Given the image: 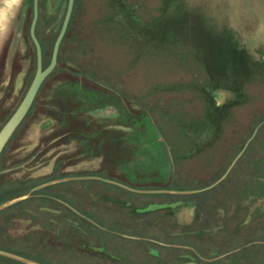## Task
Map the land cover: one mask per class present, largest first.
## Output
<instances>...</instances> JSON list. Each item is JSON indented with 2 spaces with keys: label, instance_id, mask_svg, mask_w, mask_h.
Here are the masks:
<instances>
[{
  "label": "rangeland",
  "instance_id": "1",
  "mask_svg": "<svg viewBox=\"0 0 264 264\" xmlns=\"http://www.w3.org/2000/svg\"><path fill=\"white\" fill-rule=\"evenodd\" d=\"M66 5L40 0L44 68ZM74 5L56 67L0 156V249L23 254L24 264H236L250 248L264 258V243L243 248L256 240V225L264 239V0ZM31 18L32 0H0V129L35 74ZM167 25L180 44L170 45L175 36L160 31ZM229 49L247 53L254 71L240 97L226 86L228 73L213 78L225 64L217 55ZM208 83L209 95L201 92ZM209 99L219 117L196 146ZM193 205L194 223L228 224V243L226 232L176 234ZM167 244L221 258L198 261ZM236 246L242 250L225 253Z\"/></svg>",
  "mask_w": 264,
  "mask_h": 264
},
{
  "label": "water",
  "instance_id": "2",
  "mask_svg": "<svg viewBox=\"0 0 264 264\" xmlns=\"http://www.w3.org/2000/svg\"><path fill=\"white\" fill-rule=\"evenodd\" d=\"M73 5H74V0H68V4L66 7L65 15H64L60 30H59L58 35H57V37L54 41V44H53L50 62L45 68H43L42 49H41V45H40V43H39V41L35 35V28H36V24H37V20H38V0H33V3H32V19H31V23L29 26V36H30V39H31V41L34 45V48H35L36 70H35L34 77L31 81L23 99L21 100V102L19 103V105L17 106V108L15 109L13 114L5 122V124L3 125V127L0 130V153L3 150L5 144L8 142L9 138L12 136L13 132L16 130V128L19 126V124L22 122V120L24 119V117L28 113V111H29V109H30V107H31V105H32L37 93H38V90L41 87L42 83L44 82L45 78L56 67L59 47H60V44L63 40V37L67 31V27L69 25V21H70L71 14L73 11ZM254 134H255V131H254L253 135ZM249 140L246 142L242 151L233 160L229 169L232 167V165L235 163V161L238 159V157L242 154V152L244 151L245 147L247 146ZM229 169H228V171H229ZM92 179H97V180L102 181V179H100V178L92 177ZM103 181H105L107 183L109 182V183L117 185V186L119 185L115 182L106 181V180H103ZM123 188L130 190L132 192H135V193H177V192H172V191H170V192H168V191H154V192H152V191H138V190H133V189H130L127 187H123ZM0 254L6 255V256H11V254H8V253L2 252V251H0Z\"/></svg>",
  "mask_w": 264,
  "mask_h": 264
},
{
  "label": "flooded vegetation",
  "instance_id": "3",
  "mask_svg": "<svg viewBox=\"0 0 264 264\" xmlns=\"http://www.w3.org/2000/svg\"><path fill=\"white\" fill-rule=\"evenodd\" d=\"M32 3H33V0H32ZM39 3H40V0H38V17H39ZM67 4H68V0H67ZM74 4H75V0H74ZM74 6L75 5H73V9H74ZM66 7H67V5H66ZM66 11V10H65ZM73 12V11H72ZM65 15V14H64ZM71 16H72V14H71ZM32 19V18H31ZM71 19V18H70ZM31 23V22H30ZM37 25H38V20H37V24H36V28H35V35H36V29H37ZM30 37V36H29ZM36 37H37V35H36ZM38 39V38H37ZM32 42V41H31ZM34 46V45H33ZM42 48V47H41ZM53 48V47H52ZM34 50H35V48H34ZM42 51H43V49H42ZM42 56H43V52H42ZM35 60H36V57H35ZM42 62H43V60H42ZM44 68V67H43ZM27 115V114H26ZM204 116H205V114H203V116H202V118H201V121H203V119H204ZM212 121V120H211ZM201 124H202V122H201ZM201 124H199L200 126H198V128H197V131H200L201 133H196V134H194L193 135V139L192 140H194V142H195V145L197 146L199 143H200V141H198V140H196V137L198 138V135L200 136L201 134H203V132H205V131H208L209 133L211 132V130H212V127L215 125V123L213 122V124H211L212 126H208V127H202V125ZM196 128V127H195ZM17 129V128H16ZM1 130V129H0ZM14 133V132H13ZM205 135V134H204ZM254 136V135H253ZM253 136H251V137H253ZM251 137H250V139H251ZM195 138V139H194ZM10 139V138H9ZM250 141V140H249ZM249 143V142H248ZM248 145V144H247ZM7 146V143L5 144V146H4V148H3V150L5 149V147ZM245 146V145H244ZM244 148V147H243ZM246 148V147H245ZM3 150L1 151V153H0V156H1V154H2V152H3ZM245 150V149H244ZM242 151V150H241ZM240 151V152H241ZM244 152V151H243ZM236 158V157H235ZM233 162V161H232ZM232 164V163H231ZM231 164H230V166H231ZM229 166V167H230ZM232 168V167H231ZM229 169V168H228ZM78 178V177H77ZM222 179V178H221ZM221 179H218V181L217 182H215V183H213L210 187L208 186V187H206V189H204L203 191H205V190H208V189H210V188H212V187H214ZM188 193H190V192H182V193H155V194H173V195H177V196H183V195H185V194H188ZM148 194H151V193H148ZM197 208V207H196ZM156 210H158V209H156ZM161 210V209H160ZM195 207H194V205H193V208L191 209V211L189 210L188 211V218H186V221L187 220H189V221H187V222H185V223H180L179 222V224L178 225H176L177 227H182V228H184L182 231H180V232H178V233H176L177 235H183V236H195V235H198V234H201V233H210V232H221V234H224L225 232H226V235L228 234V224H224V225H216V224H209V223H203V224H201L200 222L199 223H194V220H199V218H196V213H195ZM177 213V212H176ZM176 213H174L173 215L174 216H178V215H176ZM190 213H193L192 215H194V217L193 216H191L192 217V221L190 222ZM164 214V213H163ZM175 226V227H176ZM242 226H245V227H247V228H249L250 226L249 225H234V228H240V227H242ZM254 227H256V230H251V231H253V236H255V235H257L256 236V240L255 241H251V242H249V243H247V244H245L244 246H243V248L245 249V248H247V247H250V246H252L253 245V247L255 248V249H257V247H259L258 245H261V244H263L264 243V239L263 238H260V237H262V234L263 233H261L260 234V232H262V230L261 229H258V228H261V227H263V225H256V226H254ZM186 228V229H185ZM234 228H232V229H234ZM231 229V230H232ZM233 231H235V230H232V232ZM248 231V229L246 230V232ZM224 232V233H223ZM238 232V231H237ZM234 234H235V232H233ZM247 234V233H246ZM236 235L237 234H235V237H236ZM258 235H261V236H258ZM258 237L260 238V239H258ZM149 241V240H148ZM147 241V242H148ZM153 244L155 243V244H160V246H162V243L161 242H159V241H156V240H150ZM226 243H228V235H227V241H226ZM168 245V247H170V248H172V249H175V250H187V251H189V253H190V255L194 258V259H196V260H198V261H205V262H209V261H211V260H213V259H216V258H221V255L220 256H218V257H213V258H205V256H203L202 254H201V252H199V251H197L195 248H193L191 245L190 246H187V245H171V244H167ZM241 247H234V249L233 250H228L227 252H225V253H227V254H229V253H232V252H236V251H239V250H242V249H240ZM251 249V248H250ZM250 249H248V250H246L247 251V255H245L244 257H242V256H236V259L238 258V261H239V263H236V264H264V258H261L260 256L258 257V256H256V257H253V255H250V254H252V252L250 251ZM0 251H2V252H5V253H8V254H11V256H6V255H1L0 254V258L1 259H8V260H12V261H16L17 263H20V264H24V263H26V262H28V260L24 257V255L23 254H21V255H19V254H14L13 252H8L6 249H0ZM151 252H154L153 251V249H151L150 250V253ZM255 252H257V251H255ZM224 253V254H225ZM244 253H245V251H244ZM228 256V255H227ZM224 257H226V256H224ZM231 257H232V255H231ZM231 257H228V259L230 258L231 259ZM190 263H192V262H190ZM175 264H186V263H183V262H180V261H178V262H175ZM187 264H189V263H187Z\"/></svg>",
  "mask_w": 264,
  "mask_h": 264
},
{
  "label": "trees",
  "instance_id": "4",
  "mask_svg": "<svg viewBox=\"0 0 264 264\" xmlns=\"http://www.w3.org/2000/svg\"><path fill=\"white\" fill-rule=\"evenodd\" d=\"M72 14H73V12H72ZM194 20L195 19L193 18V21ZM157 24H158V22H157ZM189 24H191V22L187 21L185 23V26H187ZM158 26L160 27V25H158ZM158 26L156 25V27H158ZM152 28H153V26H152ZM161 28L162 29L160 31L162 33L165 32V33L168 34L167 35L168 36V40H169V37L171 38V36L172 37H173V35L175 36V29L176 28H175L174 25L173 26L167 25L165 30H164V26L161 27ZM169 41L171 42L170 45H172V46H175L176 44H180V41H178L176 36H175L174 40H169ZM210 58L212 60L211 61L212 65H210V67H216L215 66V57L214 56L213 57L210 56ZM217 60L220 61V62L222 61L225 64H224V66L222 68H218V69H220L222 71L221 73H218L216 71L217 69H215V73L213 75L214 76L213 78L217 80L218 78H222L223 76L226 75V73H228V81L230 79L232 81V83H231V85H226V86H228V89L233 90L236 93L237 97H240V95L242 94L240 90H241V87H242L243 83L246 82V81H249L251 79V74L254 72L253 69H251L252 63L250 61V58L248 57V54L245 53L242 50L237 51V50H234V49L233 50L229 49L228 56H223V55L218 54L217 55ZM202 62L205 63V66H206L205 68L208 70L207 65H206L208 63L207 60H203L202 59ZM227 66H228V71H227ZM256 68H257V66H256ZM220 70H218V71H220ZM231 70H234L236 72H240V74L242 73L241 79H239L237 76H235L236 80H232V79H234V76H233L232 73H230ZM254 70H255V68H254ZM207 73H208V71H207ZM210 78H211V75H210ZM236 82H237V84H236ZM236 85H239L238 90H239L240 93L238 92V90H234V87H236ZM209 86H210L209 83L206 86L204 85V87H203L201 92L204 91V92H206L209 95L208 91L205 90V88H208ZM211 87H213V86H211ZM219 87L220 86H218V85L214 86V88H219ZM208 98H210V96ZM233 102H235V103H233ZM234 104H236V101H231L228 106H231V105H234ZM220 109L221 108L214 107L212 105V100L211 99L207 100V102H206V112H205V116H204V119H203L202 124H201L202 127L212 126L211 124H213L214 120L218 119V117H219V113L216 114L214 112V114H216V115H214L213 111L216 110V112H217V111H220ZM218 122H219V120H218Z\"/></svg>",
  "mask_w": 264,
  "mask_h": 264
},
{
  "label": "crops",
  "instance_id": "5",
  "mask_svg": "<svg viewBox=\"0 0 264 264\" xmlns=\"http://www.w3.org/2000/svg\"><path fill=\"white\" fill-rule=\"evenodd\" d=\"M75 176H77V175H75ZM75 179H79V180H83V178L82 177H76ZM85 179H88V178H85Z\"/></svg>",
  "mask_w": 264,
  "mask_h": 264
},
{
  "label": "bare ground",
  "instance_id": "6",
  "mask_svg": "<svg viewBox=\"0 0 264 264\" xmlns=\"http://www.w3.org/2000/svg\"><path fill=\"white\" fill-rule=\"evenodd\" d=\"M27 35V34H26ZM28 50V49H27ZM21 51H22V49H21ZM29 58V57H28ZM29 61V60H28ZM15 62V61H14ZM26 69V68H25ZM0 70H2V68L0 69ZM25 72V71H24ZM24 75V74H23ZM10 80V79H9ZM184 204V203H183ZM186 207V206H185ZM179 210V209H178ZM186 212V211H185ZM178 215V214H177Z\"/></svg>",
  "mask_w": 264,
  "mask_h": 264
}]
</instances>
